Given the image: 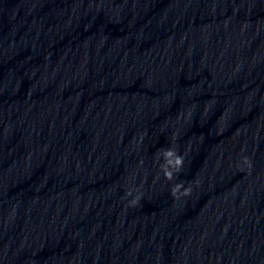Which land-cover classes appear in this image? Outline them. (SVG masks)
I'll return each mask as SVG.
<instances>
[{"label":"water","instance_id":"water-1","mask_svg":"<svg viewBox=\"0 0 264 264\" xmlns=\"http://www.w3.org/2000/svg\"><path fill=\"white\" fill-rule=\"evenodd\" d=\"M0 264H264V0L0 49Z\"/></svg>","mask_w":264,"mask_h":264},{"label":"clouds","instance_id":"clouds-1","mask_svg":"<svg viewBox=\"0 0 264 264\" xmlns=\"http://www.w3.org/2000/svg\"><path fill=\"white\" fill-rule=\"evenodd\" d=\"M160 151V150H158ZM163 156L165 158V163L160 166V170L163 172L164 178L167 181H172L176 174H179L184 167L185 163V156L178 152L177 148L175 147H168L163 149ZM244 163H249L247 158L244 159ZM185 182L181 181L175 183L170 188V195L173 199H180L181 197L190 196L192 193L191 186L185 187ZM183 189V191H181ZM131 191L127 193V195H131ZM141 199L140 195H136L131 201L130 206L135 207Z\"/></svg>","mask_w":264,"mask_h":264}]
</instances>
